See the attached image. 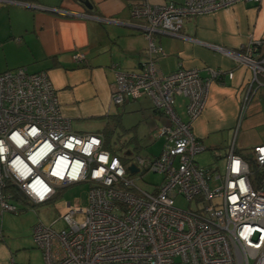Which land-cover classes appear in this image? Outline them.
I'll return each instance as SVG.
<instances>
[{"label":"built area","instance_id":"2783aa9c","mask_svg":"<svg viewBox=\"0 0 264 264\" xmlns=\"http://www.w3.org/2000/svg\"><path fill=\"white\" fill-rule=\"evenodd\" d=\"M241 2L261 0L131 2L147 57L138 71H115L110 97L120 105L126 98L148 96L162 112L167 123L153 136H163L164 142L154 157L134 154L124 164L122 156L103 147L102 134L74 132L46 71L20 66L0 73V217L17 212L19 202L43 203L57 189L90 183L84 206L67 203L62 228L53 227L57 219L34 226L33 240L45 264H264V144L255 145L248 159L231 146L223 174L199 166L195 158L206 146L193 135L192 122L205 107L208 79L222 72L210 69L207 79L194 68L161 72L155 57L163 50L152 36L177 34L185 16ZM261 44L252 39L244 55L227 51L253 71L242 109L253 85L262 84ZM72 59L82 62L85 56L76 51ZM179 94L187 97L185 121L174 109ZM132 163L137 172L127 169ZM147 173L161 176L159 182H146L148 190L137 184ZM177 196L192 206L179 208Z\"/></svg>","mask_w":264,"mask_h":264},{"label":"crops","instance_id":"0c3cea01","mask_svg":"<svg viewBox=\"0 0 264 264\" xmlns=\"http://www.w3.org/2000/svg\"><path fill=\"white\" fill-rule=\"evenodd\" d=\"M89 2L88 8L77 0H0V73L20 66L46 71L74 132L104 135L108 125L112 137H123V143L132 138L124 153L160 139L161 150L164 138L153 132L167 120L152 100L141 95L116 105L110 97L115 71H138L147 57V40L130 14L132 0ZM152 36L163 50L155 57L161 72L194 68L202 79L209 78L210 69L222 72L208 79L205 107L192 122L194 136L206 146L197 164L213 168V160L231 146L250 158L252 148L264 144V77L258 76L262 84L253 85L254 94L242 109L253 71L227 51L244 55L252 39L262 41L259 50L264 51V0L188 15L177 34L157 31ZM76 51L84 61L72 59ZM186 103L185 95H176L174 109L183 121ZM205 153L212 159L201 164Z\"/></svg>","mask_w":264,"mask_h":264},{"label":"rangeland","instance_id":"374dc122","mask_svg":"<svg viewBox=\"0 0 264 264\" xmlns=\"http://www.w3.org/2000/svg\"><path fill=\"white\" fill-rule=\"evenodd\" d=\"M110 141L112 151L123 156L127 144L123 143V137H112ZM161 139L153 143L144 142L139 150L135 151L131 148V155L123 158V163L130 161V157L134 154L151 157V153L158 154L160 151ZM128 149V148H127ZM208 153V152H207ZM205 153L201 158V164L208 163L212 158H208ZM218 153V152H217ZM213 168L215 172L223 174L225 157L213 160ZM161 176L155 173L144 174L137 184L143 189H151L146 182H159ZM90 187L88 182H79L71 184L63 189H57L56 195L43 203L28 204L19 202L20 208L17 212L6 211L0 217V264H45L43 251L33 240L34 226L42 222L45 225L50 224L57 219L53 227L60 229L64 226L61 214L68 210L67 203L71 207L74 205L84 206L87 201V192ZM192 202H188L181 196L175 198V205L182 209L192 206ZM82 215L76 216L77 220H82Z\"/></svg>","mask_w":264,"mask_h":264},{"label":"trees","instance_id":"16d2710c","mask_svg":"<svg viewBox=\"0 0 264 264\" xmlns=\"http://www.w3.org/2000/svg\"><path fill=\"white\" fill-rule=\"evenodd\" d=\"M132 1H133V0H132ZM103 134H104V135H103V137H104L103 147H104L105 149L112 150V149H111V143H110V141H112V140H111V139H112V128H111V127H108V125H107V126L104 128V130H103ZM130 141H132V138H130V140L124 142V144H128ZM113 152H115V151H113ZM122 157L125 158L126 155L124 154Z\"/></svg>","mask_w":264,"mask_h":264},{"label":"water","instance_id":"95a60500","mask_svg":"<svg viewBox=\"0 0 264 264\" xmlns=\"http://www.w3.org/2000/svg\"><path fill=\"white\" fill-rule=\"evenodd\" d=\"M78 2H80L81 4H83L84 6H86V7H91V3L89 2V0H77ZM130 151H127V152H125L124 154L126 155V156H129L130 155ZM127 169L130 171V172H137L138 171V168L136 167V165L135 164H130V165H128L127 166Z\"/></svg>","mask_w":264,"mask_h":264},{"label":"bare ground","instance_id":"6f19581e","mask_svg":"<svg viewBox=\"0 0 264 264\" xmlns=\"http://www.w3.org/2000/svg\"><path fill=\"white\" fill-rule=\"evenodd\" d=\"M194 135V134H193Z\"/></svg>","mask_w":264,"mask_h":264}]
</instances>
